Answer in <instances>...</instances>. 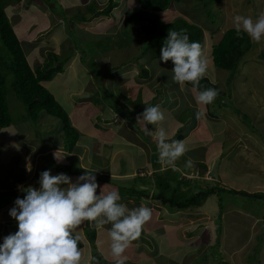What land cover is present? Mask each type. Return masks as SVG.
<instances>
[{
	"label": "rangeland",
	"instance_id": "rangeland-1",
	"mask_svg": "<svg viewBox=\"0 0 264 264\" xmlns=\"http://www.w3.org/2000/svg\"><path fill=\"white\" fill-rule=\"evenodd\" d=\"M32 1L33 2L28 3L29 0H24L26 4H22L24 7L21 8L11 7L10 18L18 30L17 32L22 39V43L29 50L28 57L33 66L39 65L40 60L44 57V51L50 49L59 51L58 53L62 58L61 61L64 62L65 60V71L58 75L47 89L56 97L57 101L72 118H75V115H80L79 113L85 108L84 104H86L87 110L90 108L94 110V107L90 103H94L97 107H100V109L108 108L106 114L109 113L108 115L111 116L114 115L111 108L124 110L132 101L130 99L127 101L128 104L123 106L125 100L121 97V95L125 94L123 89L125 90L126 88V96L131 97V88L136 84L138 78L137 73H140L141 70L146 67H150V69H148L150 74L156 70V75H154V79H152L154 87L157 90H162L165 97L167 94L165 88H168V95L170 96L168 99L171 100V95L175 92L179 84L176 83L174 85L170 83L168 85L169 79L171 82H174L171 79L172 73L169 66L165 62L158 58H153L150 55L146 54L140 56V42L136 38V29L134 26H125L129 13L138 8L136 0H115L117 7L114 9L112 17H98L87 22H83L79 17H75L84 13L85 16L90 18L91 13L88 10L90 5H95L97 10H104L109 0ZM204 2H207V8H205L206 6L203 7L204 3L201 0H180L179 3L174 2L169 10L160 14L165 23H170L177 18H184L201 28L203 37L202 51L208 60V69L204 77L215 83L219 90L227 96L225 99L227 100L228 107L217 111L216 117L213 118V121L219 119L223 128L227 130V134L224 135V138H221V140H227V143L221 146V152L217 156L212 151H209L206 159L210 158V160L204 162V164L200 166L206 168L210 162L215 163L218 162V160L221 161V158L225 154L218 170L221 176L220 181L226 183L231 181L232 184L234 183V189L239 187L240 189L249 191L251 186L257 183L256 181L258 179L254 176L259 173H261L260 175H264V38H262L259 43L253 42L250 38L251 47L242 58L235 72L216 67L213 63L212 51L213 46L221 41L226 31L235 29L233 21L236 15L251 17L255 20L260 12H264V0H211V2H214L212 5L210 0H204ZM30 8L31 11L27 12L26 10ZM69 17H73L72 21H69ZM37 27L42 28L39 30ZM40 31H44L42 35L43 38L39 36ZM74 55H76V57L71 58L69 61L67 60ZM136 55L138 56L135 57ZM135 58L137 59L132 61ZM138 81H140V79H138ZM146 87L148 88V85H146ZM152 95H154L153 91ZM225 99L224 102L226 101ZM162 100H164V104L167 102L166 98H162ZM218 100L219 99H217L216 103ZM8 103L11 118L16 126H33V131H29V136L27 134V138H29L28 142H32L36 147L42 144L41 146L45 149L50 147L54 148L56 145L62 143L61 137L64 138V135L63 131L59 130L61 126L58 119L51 117L46 112H42L37 121H28L25 104L10 91ZM80 103L83 105L81 106ZM200 105L201 104H199V106ZM207 106H210V104H207ZM204 109L207 112L205 104ZM84 110L86 112V109ZM88 111L89 112L86 113L89 114V117H93L94 115H92V113H99L100 110ZM163 113L170 123H176L177 120L171 117L169 111L165 110ZM108 115H106L105 118H107ZM202 116H206L207 120L209 119L207 113ZM119 117L120 116L116 114L114 120L110 119L104 122V116H102L95 124L101 127L102 124L108 123L112 124V127H118V131L128 130L127 134L134 132L131 128H135V123L133 121L130 122V120H133L132 116H129L125 124L119 121ZM210 119L212 120V118ZM41 120L47 122L42 123L40 122ZM115 120H117V122H115ZM219 122L216 121V123ZM177 123H180L179 120ZM225 124L227 126H225ZM250 125L258 132L255 133L252 131ZM96 128L99 129L98 127ZM191 128L192 127H190V129ZM202 132V129H199L197 135L202 134ZM188 133L189 129L187 130V135ZM11 134H13V131H9V136L13 138ZM246 135H252V138H246ZM54 137L58 138L55 140ZM256 137H260L262 140L255 139ZM53 139L55 141H52ZM218 140H220V138ZM18 144H20V142H18ZM217 146L213 145L212 149L216 150ZM5 147V139H0V148H2L0 149V162H2L3 158L6 159V157H3V149ZM240 148L243 152L247 149L246 152L240 153L248 158L246 167H248L249 170L248 172L246 171V173H244V168L234 170L232 168L233 165H231H238L237 163L239 160L237 159V155L240 156L238 153ZM15 150L16 149L10 151L14 152ZM31 150H33V148H31ZM31 150L29 149V152H31ZM35 150L34 148L33 151ZM76 150H78L77 147ZM234 150L237 152L232 153ZM134 151L135 150H133V152ZM205 152L206 149L203 148L202 152L199 153L203 154ZM74 154L79 153L76 152ZM136 157L138 161L137 164H141L142 159L140 155ZM70 159H72L73 165H75V160H77L76 156H71ZM53 161L58 162L56 159ZM186 161V156H184V159L178 160L181 166L184 163V168ZM232 161L233 163H229ZM58 163H60V161ZM199 164L201 163L199 162L197 165ZM6 165L5 163L2 165L0 164V179L4 180L3 182L7 184V189H11L13 184L11 185L9 183L6 175L8 170H14V166L8 164V167H6ZM84 165L97 174L96 179L100 181L98 184L101 186L97 189V192H100L103 186L106 185L104 191L107 193V191L110 190V187L107 185L108 178L99 175L97 169H95L96 161L90 158L84 162ZM217 166L218 165H214L213 168L215 174L218 169ZM249 172L253 176L249 178L244 176L245 174H250ZM193 176H195V178L200 176L204 177L205 174L202 175L196 170ZM185 179L190 181L189 177ZM13 180L14 179L11 181ZM187 180L184 181L187 182ZM208 184L216 185V187L219 188L216 182L205 181V185ZM2 187L3 186L0 185V188ZM181 187V191L185 192H189L191 189L189 186L185 187L182 185ZM196 193V190H191L189 196H194ZM257 193H264V190ZM229 194L230 195L226 192L215 191L212 192L206 200L202 199L199 203L201 205L198 207H189L187 210L182 211L168 209L172 224L179 223L185 226L188 221L195 216L196 210H199V213L202 212L201 217H205V221L212 222L216 220L219 226L229 228L226 229V231L229 232V241H233L230 247L223 237L220 238V244L216 241H212L208 244L206 241L205 245H202L204 248L189 249L184 252L181 250L182 253L178 252L175 258L171 255V262L174 261L175 264H208V262L211 264H221L218 259L213 257L219 255V253L223 259L222 261L228 264H248V261H250L249 259L254 262L253 260L258 256L259 252V248L257 246L254 247L256 244L255 241L261 244V248L264 244V239L256 238L260 233L258 231L254 232L253 228L252 230L249 229L252 225L250 223L251 219L249 218L251 216L246 215L243 209H250V212L254 213L255 218L260 219L259 223L262 228V233H264V199L242 198L240 196L234 197L233 193ZM12 199L13 202L10 203ZM14 202L15 195L11 190H8L7 194H0V208L5 209L3 214H9L10 209L15 206ZM221 204L223 206V211L222 217L219 219V206ZM234 205H238L240 209L236 210L232 215L230 214L227 216V219L232 222L229 224L226 222L223 214L225 211L227 213ZM238 213L240 215H238ZM159 219H163V217ZM246 220H250L249 223H247ZM240 221H243V224H247L249 228L241 229ZM167 224H169L168 220L162 221L158 228H166L168 226ZM195 228L200 230L201 223H196L195 227L192 228L193 232L187 233L184 230L181 232L187 236V239H183L184 242H186V240L195 239ZM172 230L166 228L165 235L157 231L154 242H150L149 244L147 242L149 249L140 246L138 251L143 249L142 254L144 253L147 256L157 253L162 254L163 251H166L167 254L163 256L166 257L173 251L171 250L174 242H172V240H174L175 237L180 239V232L177 231L178 229L172 228ZM85 232H87V230H85ZM176 243V245L179 244L177 240ZM235 247L239 249L238 252L235 251ZM230 250L234 252H230ZM204 252L208 253L203 261V256L199 255ZM262 258L264 259L263 255L257 257L259 261L262 260ZM164 261H169V258H166ZM156 263L157 262L154 264Z\"/></svg>",
	"mask_w": 264,
	"mask_h": 264
},
{
	"label": "crops",
	"instance_id": "crops-1",
	"mask_svg": "<svg viewBox=\"0 0 264 264\" xmlns=\"http://www.w3.org/2000/svg\"><path fill=\"white\" fill-rule=\"evenodd\" d=\"M170 70L172 69L170 68ZM154 75H156V70H154L149 75L151 78L149 80L150 82H152V79H154ZM138 79H140V76L137 78L136 84L133 85L131 88L130 94L133 100L137 99L139 94H143L145 104L149 103V101H151L152 99L157 101L159 97L161 98L160 100H162V98H166L167 101L168 97H170L168 95V88H165V91L167 92L165 97V95L162 93V90H157L154 87V84H150V83L146 84V81H143L141 79L140 81H138ZM170 83H173L174 85L176 84L175 82H171L169 79L168 85ZM146 85H148V88L146 87ZM152 91L154 95H152ZM158 92H159V96H158ZM175 92L180 93L182 104L179 103L176 107L171 109L172 112L171 117L176 118V120L178 121L179 120L178 118L181 115V113H183L187 109H191L193 111L192 114L195 115V117L192 119L188 118L184 122L179 120L180 123H177V121L176 123L175 122L170 123L168 118L165 117V119L162 122H160V126L165 128L169 137V142L171 140H174L177 134H179L181 130L183 131V128H185L184 131H186V133H183V137H184L183 141L186 145L187 151L179 159H184V156H186L187 160L191 158L193 161V166L191 168H186V167L184 168L183 167L184 163L181 166L180 162H178L179 160L178 159L175 162V168H170V169L175 170L179 173V179L181 177L184 178V175H186L187 177L191 175L189 177L190 181H187V186L193 184L194 186L197 185L201 186L200 188L203 189H206V187L208 186L211 187L214 186L212 184L205 185V181L208 180V181H213V183L216 182L218 187L219 188L221 187L220 189L227 188L225 190L227 191L226 193L228 195H230L229 193H232L231 192L232 190L236 192L244 191L249 194H256L257 192L263 191L264 175H260L261 173L257 174L258 176L257 175L254 176L258 180L256 181L257 183L255 185L251 186L249 191H246V189H240L239 187L234 189V183L232 184L231 181H228L227 183L220 181L221 176L219 175L218 170L221 166L222 158L224 157L225 154L221 158V161L218 160V162L215 163L210 162L208 163V166L206 168L200 166L204 164V162L210 160V158L206 159V156L209 151H212L217 156L221 152L220 150L221 146L226 145L227 143L226 142L227 140H221V138H224V135L227 134V130L223 128V125L222 123L219 122L220 121L219 119L213 121V118L216 117V112L219 111L220 109H225V107L219 108L218 110H216L215 108V114L210 115L213 105L212 106L206 105L207 108V112H206V110L204 109V104H201L199 106V104L197 103L196 97L199 95L198 93L194 92L193 95L191 91L185 90L183 88H181L180 90V87H176ZM175 92H173L171 96H173ZM90 104H92L94 110L91 108L88 110L91 111L100 110L99 111L100 114L95 112L94 114L92 113V115H94L93 117L92 116L89 117V114L86 113L89 111L87 110L86 104H84L85 105L84 109H86V112L83 109L82 112L79 113L80 115L77 116L75 115V118H72V116L69 115L72 127L76 129L80 135V139L71 153L66 152L65 140L63 137H61L62 143L60 145H56V147L54 148L50 147L45 149L43 146H41L42 144H39L36 147L33 145L32 142L30 141L28 142L29 138H27V134L28 136L30 135L29 131H33L32 128L33 126L32 127L26 125L14 126L13 129L10 130L13 131V134H11L13 138L9 136V131L2 133L1 134L2 140L5 139L6 141V147L3 149V157H6V159L3 158L0 164L2 165L3 163H5L7 164L6 167H8V164L9 165L12 164L14 166V170L13 171L8 170V173L6 175V177H8V180H10V183H12L11 180L14 179L16 180V184H15L16 186L19 187L34 186L36 188H39L40 184H37L39 180H36L37 174L43 172L45 169L51 170L50 168L54 170V171L51 170L52 175L65 173L68 176H70L72 178V182L75 183L77 181V178L85 174L87 170L89 172L94 173L92 170H90V168L84 165V162H86L91 158L96 161L95 169H97L99 175H101V177L108 178L107 185L110 187L109 191H113V190L117 191L120 197L122 198L120 202L125 204L128 209L131 210L133 208L139 207L141 204L140 201H144L146 206L151 208L152 210V218L149 222H147L143 226L141 232L142 235H140L136 240L132 241L124 253V255L128 257L126 264H139V263L154 264L155 262H157L156 264H175L174 261L172 262L170 261L172 259L170 257L171 255L175 258L178 252L182 253V251L183 252L188 251L189 249L204 248L202 245L203 244L205 245L206 241L208 242V244L212 241L214 242L216 241L218 244H220L221 237L226 239L225 242H227L230 247L233 244V241L232 242L229 241L230 238L229 232L226 231V229L229 228L227 227L223 228L222 226H219V224L216 223V220L212 222L205 221V217L204 218L201 217L202 212L200 213L196 212L195 216L188 221L186 226L179 223L172 224V220L171 218H169L170 213L168 212V209L163 207L159 202L154 200L153 195L156 193V177L153 167V159H154L153 155H154V148L155 146L157 147V140L154 139L153 134L146 133L145 129L147 128L150 131H155V126L149 125L143 120H140L139 122L136 120L135 128H131V130L134 132H130L129 134H127L128 130L118 131V127L117 128L112 127L113 125L108 123H104L102 124L101 127H99L97 124H95V122L100 118V116H104L103 121L106 122L107 120L110 119L114 120L115 114L113 116L108 115L109 113L106 114L108 108H103L104 110H101L99 107H96L93 103ZM170 104L171 103H169V100L165 103L166 109L169 110ZM80 105L82 106L83 104L80 103ZM197 111L201 112L202 115L207 113L209 119L207 120L206 116L204 117L201 116L200 119H197L196 118ZM106 115H108L107 118H105ZM210 118H212V120ZM194 120L196 124L192 125V122ZM216 121H218L219 123H216ZM40 122L43 123L47 121L41 120ZM225 126L227 125L225 124ZM96 127H98L99 129H97ZM190 127L192 128L190 129ZM188 129H189V133L187 135ZM199 129H202L203 132L202 134L197 135ZM248 137L252 138V135L251 136L246 135V138ZM57 138L54 137L55 140ZM219 138L220 140H218ZM54 139L52 141H55ZM255 139L262 140L260 137H256ZM18 142H20V144H18ZM213 145L216 146L219 145V146H217L216 150H213L212 149ZM76 147L78 150H76ZM31 148H33V150L35 148L36 150L33 151L31 150ZM203 148L206 149V152L200 154L199 152H202ZM14 149H16L14 152L10 151ZM29 149L31 150V152H29ZM133 150L135 151L133 152ZM246 150H244V152H246ZM54 152H57V155L60 158H62L60 160V163L53 161ZM76 152H78L79 154H74ZM234 152L237 151L234 150L232 153ZM244 152L241 151V148L240 150H238L239 154ZM139 155L142 159L141 164H137L138 161L136 160L137 158L136 156ZM71 156H76L77 158V160H75L76 162L75 165H73L72 159H70ZM237 157H238L237 159L239 160V162L237 163L238 165L235 166V164H231L233 165L232 168L234 170L239 168H244L245 169L244 173H246V171L248 172L249 168L246 167V163L248 159L247 156L245 157L243 154H240V156L237 155ZM199 162L201 164L197 165ZM229 163H233V161ZM214 165L215 166L218 165L216 174L213 172ZM56 168H61V170L58 169V171H56L55 170ZM62 168L63 170L66 171H63ZM67 168L69 169L67 170ZM196 170L197 172H200V174L202 175L205 174V176L204 177L200 176L195 179L194 178L195 176L193 175L195 174ZM244 176L249 178L250 176L253 175L250 173V174H245ZM3 181L4 180L0 179V185L3 186L2 188H0V194H7V191L11 189H7V184H5ZM97 183H100L98 179H97ZM134 191H137L138 193L135 195L133 193ZM97 194H99V192H97ZM138 194H145V196L138 197ZM233 194L234 197L240 196L242 198L249 197V198L257 199L256 197L242 196L240 194H235V193ZM14 195L16 194L14 193ZM16 198L17 197L15 196V200ZM238 209H240L239 206L234 205L233 207H231V209H229L227 213L226 211L224 212L223 216L225 217L226 222H228L229 224L232 223L227 219V216H229L230 214L232 215ZM245 209H243V211L246 213V215L251 216L249 218L251 219L250 223L252 225L249 228L247 224H243V221H240L241 222L240 228L246 229L248 227L251 230L253 228L254 232L258 231L260 233L259 236L256 238L260 239L262 238V236L264 237V233H262V228L259 223L260 219L255 218L254 213H251L250 209H246V210ZM4 211L5 209L0 208V244L3 243V238L5 236L18 231V226H17L18 224L13 225L14 223H17V221L14 218H12L9 214H3ZM238 215L240 214L238 213ZM161 217H163V219H159ZM167 220L169 222V224H167L168 226L166 227L167 229L170 228L172 230V228H176L178 229L177 231L180 232V239L178 237H175V239L172 240V242L174 241L173 248L171 249L173 250L172 253H169L166 257H163L165 254H167L166 251H163L162 254L157 253L155 255H150V256H147L144 253L142 254L143 249L138 251L140 246H144L143 248L149 249L148 244L150 242H154L155 236H157V231L163 233L164 235L166 234L165 231L166 228L161 227L159 229L158 226L160 222ZM249 221L250 220H246L247 223H249ZM87 222L88 221L83 222L80 226H78L74 230V234H78L83 242V248L81 249L82 252L81 264H91L94 247L99 251V253L103 255V257L108 261L109 264H114V258L111 253V239L108 231L111 225L110 224L104 225L101 229L99 230L96 229L97 238L94 244H92L90 243L89 238L85 232L87 227ZM197 222L201 223V229L200 230L197 228L194 229L195 239H191L189 241L186 240V242H184L183 239H187V236L181 232L183 230L187 233L193 232L192 228L195 227ZM181 235H182V239H181ZM176 240L179 243L178 245H176L177 244ZM255 242L256 244L254 247L258 245V241ZM235 251L238 252L239 249L235 247ZM230 252H234V251L230 250ZM207 253L208 252L201 253L199 256L206 255ZM219 255L221 254L219 253ZM259 255L264 256V244L262 245V247L258 252V256ZM166 258H169V261H164ZM262 263L264 264L263 258L262 260L259 261V264ZM208 264L211 263L208 262Z\"/></svg>",
	"mask_w": 264,
	"mask_h": 264
},
{
	"label": "clouds",
	"instance_id": "clouds-1",
	"mask_svg": "<svg viewBox=\"0 0 264 264\" xmlns=\"http://www.w3.org/2000/svg\"><path fill=\"white\" fill-rule=\"evenodd\" d=\"M233 22L237 33H247L253 42L259 43L264 38V12H260L255 20L236 15ZM159 60L165 63L172 61L174 67L168 65L172 69L171 79L179 84L177 87H180V90L183 88L191 91L193 95L194 92L198 93V104H211L219 95L215 88H205L198 92L186 85L191 83L193 86H199L208 69V60L201 44L190 41L186 29L168 30ZM148 77L146 84H153L149 81L150 76ZM160 99L159 97L155 101V106H147L143 113L138 115L137 120L155 126V131L147 128L145 131L153 134L157 140V162L170 169L175 168V162L187 149L183 140L169 142L165 128L160 126V122L165 119L163 111L167 110L172 114ZM201 116L202 113L197 111L196 118L200 119ZM14 126L16 125L0 129V139L2 140V133L12 130ZM57 152L53 155L59 162L62 158ZM192 166L193 161L189 158L185 167ZM185 178L181 180L184 181ZM8 181L10 183V180ZM11 182V192L15 193L17 198L9 215L17 221L13 225L18 224V231L3 238V243L0 244V264H81V238L74 234V230L85 221L93 222L97 230L104 225H111L108 231L114 264H126V249L141 235L143 226L152 218L151 208L143 201L139 207L130 210L120 203L121 197L117 191L105 193L106 185L97 194V189L101 186L97 183L94 173L88 170L79 176L75 183L67 174L52 175L51 170L40 173L39 188L19 187L15 185L16 180ZM197 186L190 184L189 192ZM12 202L13 199L10 203Z\"/></svg>",
	"mask_w": 264,
	"mask_h": 264
},
{
	"label": "trees",
	"instance_id": "trees-1",
	"mask_svg": "<svg viewBox=\"0 0 264 264\" xmlns=\"http://www.w3.org/2000/svg\"><path fill=\"white\" fill-rule=\"evenodd\" d=\"M201 1L204 3L203 7L206 6L205 8H207V2H204V0ZM31 2L33 1L29 0L28 3ZM174 2L179 3L180 0H137L138 8L129 13V16L125 22V26H134L136 29V38L140 42L141 51V55H138L144 56L147 54L153 58L159 59L163 41L167 37L168 30L171 28L177 31L186 29L187 34L190 37V41H197L202 47L203 37L202 30L199 26L190 23L184 18H177L170 23H165L162 20L160 13L169 10ZM24 3V0H0V129L8 128L11 125H14L8 105V95L10 91L13 92V94H15L25 104L27 108L26 117L28 121H37L39 115L42 112H46L51 117L59 120L61 126L59 130L63 131L66 152L71 153L77 145L80 135L77 130L72 127L69 113L57 101L56 97L47 89L53 80L65 71V60L64 62L61 61L62 58L58 53L59 51L50 49L44 51V57L40 60L39 65H32L28 57L29 50L22 43V39L17 32L18 30L10 18V10H12L11 7L21 8L24 7V5H22ZM213 3L214 2H211V5ZM116 7L117 3L115 0H109L108 5L104 10H97L95 5H90V7H88V10L91 13L90 18L85 16L84 13H81L75 18L79 17L83 22H87L98 17H112V13ZM26 11L30 12L31 8L27 9ZM69 18V21H72L73 17ZM37 28L40 30L42 27ZM43 33L44 31H40L39 36H42ZM250 47L251 40L247 33L241 32L238 34L236 29H229L224 33L221 41L213 46V63L220 69L235 72L237 71L242 58L245 56ZM73 57H76V55L70 57L67 60L69 61ZM136 59L137 58L133 59L132 61ZM166 64L171 68L174 67L172 61H168ZM148 69H150V67L143 68L141 72L138 73V77L140 76L141 80L145 81L149 78L148 76L150 73ZM186 85L197 90L198 92L204 90L205 88H215L219 91L217 98L213 103L210 104L211 106L213 105L210 115L215 114V108L218 110L222 107H228L227 100L225 99L227 96L225 93L220 91L218 86L210 79L206 77L202 78L200 80L199 86H193L191 83H186ZM123 91L125 93L121 95V97L125 99L123 106L127 105V101L130 99L132 101V106L131 104L127 105L124 110H116L114 108L111 109L115 115L118 114L120 116L119 121L123 122L124 124L126 121H128L129 116H132L133 119L130 120V122L133 121L135 123L138 115L143 113L147 106L156 105L155 100H151L149 103L145 104L143 94H139L137 99L133 100L132 97L126 96V88L125 90L123 89ZM180 97L181 95L178 92H175V94L171 97L172 100L170 102L171 104L169 105L170 110L176 107L179 103L182 104V99ZM217 99H219L221 103L219 100L216 103ZM224 99L226 100L225 102ZM95 106L97 107V105ZM192 112L193 111L191 109L185 110L183 113H181L179 120L184 122L188 118H194L195 115H193ZM115 122H117V120H115ZM195 124L196 122L194 120L192 125ZM250 127H252V125H250ZM184 129L185 128H183V131L181 130V132L177 134L174 140H183V133H186ZM251 130L255 133L258 132L257 130H254L253 127ZM153 156V167L156 177V193L153 195V198L167 209L182 211L187 210L189 207H198L201 205L199 204L201 200H206L212 194V192H227L226 190L217 188L215 185L212 187L208 186L206 189L197 186L193 187V190H196L197 193L194 194V196H189L188 191H181V186H187V182L179 180V173L175 170L168 169L169 167L166 168L164 165H161L157 162L158 152L156 146L154 148ZM50 169L52 170V168ZM58 169L61 170V168H56L55 170L58 171ZM68 169L69 168H67V170ZM94 175L96 176V174ZM39 178L40 173L37 174L36 180H39ZM231 192L240 194L242 196H251L264 199V193L249 194L244 191L236 192L234 190ZM133 193L136 195L138 192L134 191ZM143 196H145V194H138V197ZM11 201L12 200H10V202ZM219 211L220 215H218L219 219H221L223 211L222 204L219 206ZM196 212H199V210H196ZM86 230V234L88 233L87 236L90 243L94 244L97 238V231L93 225V222H87ZM262 238L264 239L263 236ZM260 245L261 244L257 245L259 248L258 251L260 250ZM79 247L80 249L83 248V242L81 239L79 241ZM205 256L206 255H203V261ZM214 257L218 259L221 264H227L226 262L222 261L223 259L221 258V255H216ZM249 260L250 261L248 262L250 264H259L257 256L253 260L254 262H252L251 259ZM92 264H109L95 247L93 248Z\"/></svg>",
	"mask_w": 264,
	"mask_h": 264
}]
</instances>
